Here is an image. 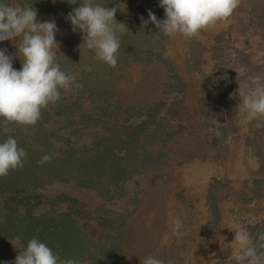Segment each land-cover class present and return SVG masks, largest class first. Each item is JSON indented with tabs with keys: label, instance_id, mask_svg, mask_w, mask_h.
Masks as SVG:
<instances>
[{
	"label": "rangeland",
	"instance_id": "rangeland-1",
	"mask_svg": "<svg viewBox=\"0 0 264 264\" xmlns=\"http://www.w3.org/2000/svg\"><path fill=\"white\" fill-rule=\"evenodd\" d=\"M109 2L116 21L127 27L118 33L123 44L117 56L130 57L119 58L114 68L109 87L115 95L109 101L123 107L119 121L125 123L166 101L167 108L180 110L172 120L174 134L148 145L155 157L151 164L119 184L110 170L100 171L98 184L78 178L83 171L75 168L62 177L47 172L49 182L38 188L33 209L71 212L89 238L81 264H98L96 258L112 245L114 254L107 253L112 264H141L147 256L164 264H237L231 258L238 250L235 230H247L254 244L264 232V127L238 109L239 84L264 75V0H241L229 18L191 39L170 38L152 23L142 27L148 10L165 19L160 0ZM73 33L65 45L75 50L83 33ZM11 42H3L7 51ZM87 49L86 57H95ZM51 119L52 145L42 143L43 149L61 157L73 152L75 162L87 157L99 137L93 128L75 116ZM124 151L122 144L116 147V154ZM87 180L95 183L90 174ZM211 195L217 197L215 211ZM20 250L18 239L0 234V264H12Z\"/></svg>",
	"mask_w": 264,
	"mask_h": 264
},
{
	"label": "trees",
	"instance_id": "trees-1",
	"mask_svg": "<svg viewBox=\"0 0 264 264\" xmlns=\"http://www.w3.org/2000/svg\"><path fill=\"white\" fill-rule=\"evenodd\" d=\"M0 2L11 6L31 5L37 10L38 21L54 20L60 31L66 34L60 31L56 33L55 38L59 44L58 50L54 49L57 53L56 62L60 64L61 70L75 77L76 83L83 85L82 89L75 87L61 89V98L55 104L50 103L42 109L41 118L34 126L6 124L3 118H0V142L11 136L17 140L18 147L26 152L22 168L10 170L7 176L0 177V234L7 238L18 239L23 249L29 240L36 238L58 254L60 261L70 258L82 260L88 249L86 238L88 240L89 238L77 225L71 212L37 213L33 209L34 195L40 193L38 188L49 182L44 176L49 172L56 177H62L68 170L75 168L83 171V175H78V178H83L89 184H98L102 178L100 171L110 170L112 182L119 184L121 181H126L139 173L144 166L151 164V159L155 158L148 149V145L173 136L172 120L180 116V110L167 108L166 101L161 100L149 105L143 118L134 122L135 124L119 121L123 107L119 103L109 101L115 95L113 89L109 87V83L113 84L115 67H110L95 57H86L87 48L81 41L76 45L75 50L65 45L67 34L80 32L78 29L73 31L71 22L66 19L74 7H79L80 0H77L75 5L69 4L67 0H0ZM96 2L105 7L110 3L109 0H96ZM18 39L16 38L17 42ZM120 40L123 44L122 37ZM3 42L5 41L0 42V48L5 49ZM9 45L11 48L7 54L16 57L13 60V68L20 70L22 63L17 55L15 43L12 41ZM119 58L126 60L130 57L124 55V57H118V60ZM170 85L175 86V82H171ZM178 85L184 87V82L179 80ZM54 116L60 118L55 123L70 120L75 116L90 125L94 135H99L96 145L87 157H78L75 162L71 158L73 157L72 149L69 150L72 153L64 157L54 150L43 149L42 143L52 145L53 134L49 136L47 130L51 128L49 126ZM25 127H27V134H25ZM119 144L125 147L123 155L116 154V147ZM67 149H65L66 153ZM45 154H51L53 158L40 166L37 162ZM110 154L113 158L109 159ZM118 156H122L124 160L117 162ZM53 163L55 169L51 167ZM72 173L70 172L69 175L71 176ZM89 174L95 183L87 180ZM216 198L215 195L209 197V203L214 211L218 208ZM97 250L100 252L98 248ZM113 251L114 245L105 248L106 256L96 258L98 264H112L108 254L112 256ZM90 253L95 255L96 251L91 250Z\"/></svg>",
	"mask_w": 264,
	"mask_h": 264
},
{
	"label": "clouds",
	"instance_id": "clouds-1",
	"mask_svg": "<svg viewBox=\"0 0 264 264\" xmlns=\"http://www.w3.org/2000/svg\"><path fill=\"white\" fill-rule=\"evenodd\" d=\"M75 5L77 0H67ZM241 0H160L165 19L160 20L148 10V19L141 17L142 27L149 23L159 32L174 38L181 35L191 39L214 26L218 21L229 18ZM116 8L102 6L96 0H80L66 19L72 30L83 33V43L93 50L95 58L110 67H116L121 40L118 33L127 29L115 19ZM37 10L29 6H11L0 2V42L13 41L21 59L20 70L13 68V55L0 48V118L6 124L34 126L41 118L42 109L61 98V89H82L75 77L61 70L56 62L59 31L54 20L40 22ZM86 37V39H85ZM18 39V42L16 40ZM238 109L246 113L248 121L255 120L256 127H264V75H257L248 83L239 84ZM27 134V127H25ZM26 152L18 147L17 140L9 136L0 142V177L10 170L22 168ZM45 154L37 163L43 166L52 160ZM259 244L253 243L251 234L244 229L235 230L234 242L238 245L233 258L237 264H264V232L258 235ZM60 257L46 244L32 238L16 256L12 264H59ZM7 264V262H5ZM63 264H81L78 259H67ZM141 264H164L161 259L147 256Z\"/></svg>",
	"mask_w": 264,
	"mask_h": 264
}]
</instances>
